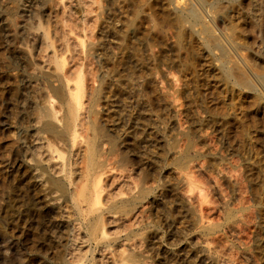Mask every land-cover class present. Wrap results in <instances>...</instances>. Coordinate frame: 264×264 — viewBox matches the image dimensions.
Segmentation results:
<instances>
[{
	"label": "rangeland",
	"instance_id": "1",
	"mask_svg": "<svg viewBox=\"0 0 264 264\" xmlns=\"http://www.w3.org/2000/svg\"><path fill=\"white\" fill-rule=\"evenodd\" d=\"M70 2L0 0V264H66L71 257L69 253L76 246L71 247L75 243L67 234L71 224L84 222L68 191L69 174L73 179L72 173L84 166L81 160H74L73 154L80 150L79 146L84 154L87 141L97 143L94 162L96 168H101L93 167L96 170L92 172L99 177L93 174L92 180L100 183L97 185L102 192L104 189L103 194L109 191L114 174L123 173L136 185L133 210L129 209V214L126 210L122 214L116 212L125 225L128 222L127 231L122 227L120 231L125 232L117 233L104 223L107 240L112 237L110 240L114 241L113 249L121 250V244L126 245L127 260L143 257L148 264H224L225 260L228 264H264V0H142L138 10L147 15L140 26L146 29L142 26V33L132 36L133 44L124 37L133 16L121 0H94L97 25L92 24L96 26L91 28L93 34L86 30L90 36L86 42L94 37V51L89 42L83 45V57L90 58L94 62L91 68H96L91 69L92 77L83 69V73L73 70L68 56L58 59L59 63L64 61V69L49 62L58 48L56 33L68 31L72 25L65 16ZM71 10L75 16L76 9ZM177 17L186 19H181V24L188 28L187 32L175 27ZM148 28L151 32L143 35ZM170 31L174 33L172 39L168 38L170 42L180 43L179 57L166 49L164 44L169 40H162V33ZM33 32L46 34V51L33 41ZM173 35H178L177 39ZM125 45L132 61L141 60L137 61L139 64L129 62L124 71L111 74L108 67H112L115 53ZM157 52L161 58L152 55ZM76 77L86 79L81 100L86 111L91 108L84 121L87 129L83 125L84 134L80 131V137L77 135L84 148L80 143L77 146L78 142L72 145V132L68 131L73 126L68 108L75 101L66 85L69 82L75 86ZM171 81L174 91L168 87ZM96 88L97 99L91 101L90 89ZM84 103L92 105L86 108ZM37 117H41L38 124L34 122ZM184 132L190 134L192 142L185 139ZM37 134L57 150L54 160L64 162L66 175L70 169L68 177H59L63 182L51 178L46 166L37 156L33 157ZM189 143L190 149H203L200 155L186 153ZM197 163L206 164L207 168L203 165V170L193 171ZM192 172L197 176H192ZM40 173L46 176L45 182L35 179ZM82 180L81 185L77 183L79 186ZM90 183L91 187L95 184ZM45 188L57 191L58 206H67L71 223L58 206L49 205L50 195ZM185 193L188 197L194 195L188 199ZM239 193H244L243 203ZM141 194L146 198L143 196L142 200ZM83 225L77 243L84 242V263L90 264L98 258V252L96 244L88 241L87 226ZM118 236L120 239L115 238ZM139 248L143 255L137 252ZM133 252L139 254L135 256ZM208 256L214 263L206 261Z\"/></svg>",
	"mask_w": 264,
	"mask_h": 264
},
{
	"label": "bare ground",
	"instance_id": "2",
	"mask_svg": "<svg viewBox=\"0 0 264 264\" xmlns=\"http://www.w3.org/2000/svg\"><path fill=\"white\" fill-rule=\"evenodd\" d=\"M71 2H70V7L71 8H75L76 9V11L74 12V14H75V16H73V12H72V10H71V8H70V11L68 10L67 12H65L66 13V17L68 18V19H70L71 21H72V25L71 26H69V30L67 31V29H64V30H59V32H57L56 34V42H58V46H56V47H58L56 50H54V52H53V54L50 56V59H49V62L50 63H52L53 61L56 63V67H58V65L60 64L61 66H60V68H63L64 69V67H62V64H63V62H61V63H59V61H58V59L59 58H61V56L62 55H64V56H68V58L71 60V61H69V62H71V63H68V64H71V67H72V69L73 70H75V71H78L79 69L81 70H79V72L80 73H83V71H82V69L85 71V73H87L88 75L90 74V73H92V70L91 69H93L94 70V68H91L92 66H93V63H92V61H90V58H87V60L83 57L84 55H83V45H84V47H85V42H86V38H90V36H88V34H87V31H91L90 33H92L93 31L91 30V28L92 29H94L96 26H94V25H97V24H95L94 22H97L96 20H97V17H99V16H96L94 13H93V1L94 0H70ZM121 2H122V4H123V6L125 7V9L126 10H128L130 13H131V15L130 16H133V17H130V18H132V21H131V23H130V26H128L127 28H126V31L124 30V37H125V40L128 42V43H131V44H133V42L131 41V39H132V36H137V35H140L142 32H141V27L143 26V25H141L140 26V24H142V21H143V23H144V20L143 19H145L146 18V15L144 14V13H141L140 12V10H138L139 8V3H141L142 2V0H121ZM139 5V6H138ZM69 8V7H68ZM189 8V7H188ZM197 8V7H196ZM64 11V10H63ZM169 12V11H168ZM190 12V11H189ZM77 13V14H76ZM176 14V13H175ZM182 14V13H181ZM187 14H188V11H187ZM35 15V14H34ZM149 15V14H148ZM181 16V15H180ZM166 17H168V16H166ZM165 17V18H166ZM183 17H185L184 15H183ZM183 17L182 18H180V17H177V18H175V20H176V22H175V27L176 26H178L179 27V29L178 30H180V31H182L183 33H184V30H186V32L188 31V28H186V26H185V28H184V25L183 24H181V22L183 21V20H186V19H183ZM163 18V17H162ZM181 19H183L182 21H181ZM64 20V19H63ZM216 20V19H215ZM70 21V22H71ZM146 21H148V20H146ZM164 21V20H163ZM169 21V20H168ZM185 22V21H184ZM62 23H63V21H62ZM61 23V24H62ZM68 23V22H67ZM151 23V22H150ZM171 23V22H170ZM191 23H193V22H191ZM196 23V22H195ZM66 24V23H65ZM92 24H94V25H92ZM173 24V23H172ZM177 24V25H176ZM184 24H186V23H184ZM194 24V23H193ZM67 25H69V24H67ZM170 25V24H169ZM195 25V24H194ZM222 25V24H221ZM64 26H66V25H64ZM63 26V27H64ZM127 26V25H126ZM152 26V25H151ZM158 26V25H157ZM170 26H172V25H170ZM204 26V25H203ZM60 27H62V26H60ZM144 27V26H143ZM147 27H149L150 28V25H149V23H148V26ZM156 27V26H155ZM217 27V26H216ZM65 28V27H64ZM104 28H105V26H104ZM145 28V27H144ZM148 28V29H149ZM152 28V27H151ZM150 28V29H151ZM177 28V27H176ZM63 29V28H62ZM88 29V30H87ZM146 29V28H145ZM149 29V31H145V32H147V34H145V32L143 31V35H148V32H151V30ZM171 29V28H170ZM87 30V31H86ZM154 30V32H155V30H156V28L155 29H153ZM164 30V29H163ZM223 30V29H222ZM158 32H159V30H157ZM173 31H175V30H173ZM70 32H73V34L74 35H71L72 33H70ZM141 32V33H140ZM162 32V31H161ZM160 32V33H161ZM164 32H166V30L164 31ZM176 32V31H175ZM182 32H177L178 34L180 33V35H181V33ZM89 33V32H88ZM168 33H170V36H169V34ZM171 33H173L172 31H170V32H167V33H162V40L164 41H167L168 42V40H169V42L168 43H166L165 42V46H166V49H169L171 52H173V53H175L178 57H179V55H180V52L179 51H181L180 49V47H179V45H180V43H177L176 41H171L170 42V39H168V38H171ZM182 33V34H183ZM93 34V33H92ZM92 34H91V36H92ZM174 34V33H173ZM90 35V34H89ZM96 35V34H95ZM142 35V36H143ZM158 35H161V34H158ZM31 36H32V39H33V41L34 42H37V43H39V45H40V48L44 51H46L47 50V47L46 46H44L45 45V40H46V34L44 33V32H33V33H31ZM142 36H139V38H141ZM151 36V35H150ZM174 36V35H173ZM177 37H178V35H176ZM176 36H174V38L175 39H177V37ZM182 36V35H181ZM183 36H184V34H183ZM93 37V36H92ZM145 37V36H144ZM143 37V38H144ZM149 37V36H148ZM154 37V36H153ZM158 37V36H157ZM94 38V37H93ZM93 38H92V40L90 39V41H88V42H86V43H88L89 45V47L91 48V47H93V45H94V40H93ZM96 38V37H95ZM135 38V37H134ZM146 38V37H145ZM120 39V38H119ZM138 39V38H137ZM148 39V38H147ZM158 39V38H157ZM159 39H161V37L159 38ZM158 39V40H159ZM172 39V38H171ZM143 40V39H142ZM179 40V39H178ZM155 41V40H154ZM123 42V41H122ZM159 42H160V40H159ZM136 43V42H135ZM147 43H148V41H147ZM163 43V42H162ZM126 44V43H125ZM148 46V45H147ZM95 48V47H94ZM94 48L92 49L93 51H94ZM126 45H125V48L123 47V46H121V48H119V51L118 52H116L115 53V57H114V62H113V60H112V64H111V66L112 67H108V68H111L110 69V71L112 72H110L109 70V72L111 73V74H114V73H118V72H120V71H124V69H126L125 67H127L128 68V66H127V64L130 62V64H133V63H138L139 62V60H141V59H139V60H135V61H132L131 60V56L129 57V51L127 52V50H126ZM154 48V47H153ZM180 48V49H179ZM90 49V50H91ZM89 50V49H88ZM89 50V51H90ZM86 51V50H85ZM97 51H98V49H97ZM168 51V50H167ZM185 51V50H184ZM91 52V51H90ZM135 52V51H134ZM84 54H85V52H84ZM92 54H94L93 52H92ZM92 54H91V56H92ZM139 55V54H138ZM152 55L154 56V57H157V56H159L160 57V53H152ZM168 55V54H167ZM201 55V54H200ZM152 56V57H153ZM176 56V57H177ZM181 56V55H180ZM88 57V56H87ZM90 57V56H89ZM136 57V56H135ZM141 57V56H140ZM64 58V57H63ZM161 58V57H160ZM159 58V59H160ZM69 59H66V60H69ZM89 59V60H88ZM95 59V58H94ZM99 59V58H98ZM153 59H155V58H153ZM156 59H158V58H156ZM158 59V60H159ZM61 60H64V59H62L61 58ZM109 60V59H108ZM103 61V60H102ZM138 61V62H137ZM181 61H183V60H181ZM139 64V63H138ZM137 64V65H138ZM154 64V63H153ZM129 65V64H128ZM135 65V64H134ZM183 65V64H182ZM136 66V65H135ZM56 69V68H55ZM63 69H60L61 71L63 70ZM68 69V68H67ZM67 69H65V70H67ZM71 69V70H72ZM96 69V68H95ZM64 70V71H65ZM75 71H73V72H75ZM163 71V70H162ZM70 72H72V71H70ZM78 72V73H79ZM127 72V71H126ZM129 72V71H128ZM76 73V72H75ZM85 73H84V76L83 75H80L81 77L83 76L84 78H85ZM95 73V72H94ZM122 73V72H121ZM87 74H86V76H87ZM111 74H109V75H111ZM74 75V74H73ZM78 75V74H77ZM76 75V76H77ZM79 76V75H78ZM90 76L92 77L93 75L92 74H90ZM95 76V75H94ZM108 76V75H107ZM135 76V75H134ZM65 77H67V76H65ZM78 78V77H76V78H78V79H76L77 80V83H76V85L74 86V85H71V84H69V82L68 81H70L69 79H67L66 81L68 82L67 83V87H68V89H69V91H70V95L72 96V101H75L73 104H71L70 105V107L68 108V109H70L69 111V113H70V119H71V121H72V128L70 129V130H68V131H71L70 133H71V135H72V142H73V144L72 145H76L77 144V142L78 141H80V140H77V135H79V137H80V133L83 131L82 130V128L84 127L83 125H85V128L87 129V125L84 123V121H86L87 120V112L89 111L88 109L90 108H88L87 107V105L88 104H91V103H93V102H91V103H87V105L84 103V105H86L85 107L86 108H88L87 109V111H86V109H84V106H83V100H81V99H83V98H81L82 96L81 95H83L84 94V96H85V93H83V91H85V90H83V89H85L84 87H86L85 85H84V83L86 82H83L84 80H86V79H84L83 81L81 80L82 78ZM89 77V76H88ZM88 77H86L87 79H88ZM91 77H89V78H91ZM70 78V77H69ZM66 79V78H65ZM91 79H94V78H91ZM90 79V80H91ZM75 79H73V81H74ZM89 80V79H88ZM134 80V79H133ZM65 81V82H66ZM92 81V80H91ZM89 82V81H88ZM96 82V81H95ZM70 83H74V82H70ZM174 83V82H173ZM86 84H87V82H86ZM91 84V83H90ZM176 85V84H175ZM179 85V84H178ZM181 85V84H180ZM84 86V87H83ZM92 86V85H91ZM145 86V85H144ZM182 86V85H181ZM88 87V86H87ZM101 87V86H100ZM100 87L98 88V89H100ZM149 87H150V85H149ZM168 87H173V91H174V86H173V84H172V81H171V83L169 84V86ZM175 87H177V86H175ZM67 89V90H68ZM88 89V88H87ZM86 89V90H87ZM145 89H148V87L146 88L145 87ZM164 89V88H163ZM163 89H161L162 90V92H164V90ZM83 90V91H82ZM91 91H90V95H88V96H90V98L88 97V100L90 99L91 101H93V99H94V97H95V95L97 94V88L96 89H90ZM101 90V89H100ZM152 90V89H151ZM154 90V89H153ZM160 90V91H161ZM177 90V89H176ZM181 90V89H180ZM69 91H68V93H69ZM156 91V90H155ZM99 92V91H98ZM140 92H142L141 90H140ZM152 92V91H151ZM150 91H149V93H151ZM81 93H83V94H81ZM178 93V92H177ZM152 94V93H151ZM154 94H155V92H154ZM69 95V96H70ZM98 95V94H97ZM148 95V94H147ZM156 95V94H155ZM159 95V94H158ZM107 96V95H106ZM152 97H153V95H152ZM96 98V97H95ZM97 99V98H96ZM148 100V99H147ZM81 101H82V103H81ZM110 101V100H109ZM69 102H71V101H69ZM87 102H89V101H87ZM95 102V101H94ZM150 102V101H149ZM45 103H47V102H45ZM98 104V103H97ZM97 104H96V106H97ZM45 105V104H44ZM69 105V104H68ZM92 105V104H91ZM172 105V104H171ZM46 106H48V105H46ZM91 107H93L94 108V106H91ZM176 107V106H175ZM52 108V107H51ZM96 108V107H95ZM48 109H50V107L48 106ZM47 109V110H48ZM91 109V108H90ZM176 109H177V107H176ZM179 109V108H178ZM93 111V110H92ZM172 111H175V113L176 114H179V111H177V110H172ZM184 111V110H183ZM36 112V111H35ZM45 113V112H44ZM47 113V112H46ZM52 113V112H51ZM51 113H49V115L48 116H52V114ZM87 113V114H86ZM51 114V115H50ZM55 114V113H54ZM180 114H182L181 113V109H180ZM89 115V114H88ZM92 115V114H91ZM95 116H97V115H95ZM180 116V115H179ZM35 117V116H34ZM177 117H178V115H177ZM39 118H41V117H37L35 120H34V122L36 123V124H38V121L40 122V119ZM52 118V117H51ZM39 119V120H38ZM54 119V118H53ZM55 119H56V117H55ZM42 121V120H41ZM197 122V121H196ZM68 123H69V121H68ZM87 123V122H86ZM52 124V123H51ZM70 124H71V122H70ZM56 125V124H55ZM69 125V124H68ZM67 125V126H68ZM91 125V124H90ZM70 127V126H69ZM68 127V128H69ZM57 128V127H56ZM67 128V127H66ZM94 128V127H93ZM84 129V128H83ZM49 130V129H48ZM82 130V131H81ZM85 130V129H84ZM90 130V129H89ZM185 130V129H184ZM188 130V129H187ZM54 131V130H53ZM67 131V132H68ZM81 131V132H80ZM80 132V133H79ZM187 132H189V131H187ZM50 133V132H49ZM59 133V132H58ZM79 133V134H78ZM88 133V132H87ZM86 133V134H87ZM135 133V132H134ZM185 133V132H184ZM183 133V134H184ZM84 134V132H82V135ZM96 134V133H95ZM188 134V133H187ZM185 135H186V133H185ZM41 136V135H40ZM39 136V134H37V135H35V137H34V140H33V145H32V147H33V151L35 152V154H32V155H34L33 157H36V158H38L39 160H40V162L43 164V165H45L46 167L45 168H47L48 170H49V172H50V174H51V178H52V176L53 177H56L57 179L60 177H62V176H64V175H66L65 173H67V169H66V165H64L63 163L64 162H59V161H55L54 159V153L57 151H55V150H53V148H52V146H48V145H46V143H44V139H42L41 137ZM70 136V135H69ZM86 136V135H85ZM88 136V135H87ZM86 136V137H87ZM187 136V135H186ZM185 136V139L186 138H188V136H190V134H188V136L186 137ZM203 136V135H202ZM83 137V136H82ZM89 137H90V135H89ZM95 138V137H94ZM184 138V137H183ZM79 139V138H78ZM87 139V138H86ZM85 139V140H86ZM188 139H190V138H188ZM188 139H186V140H188ZM204 139V138H203ZM44 140V141H43ZM84 140V139H83ZM88 140H90L89 138H88ZM92 140L93 139H91V141L90 142H92ZM95 140V139H94ZM191 140V139H190ZM204 140H206V139H204ZM193 140H191V142H192ZM71 142V143H72ZM88 143H86V144H88L87 146V150H85V153L83 154V153H81L80 152V150L82 151V149L80 148V146H79V151L78 152H76L75 154H73L74 156H75V159L74 160H77V161H79V160H81L83 163H84V166L82 165L83 163L81 162V164L80 165H82L83 167H80L81 168V170L80 171H76V172H74V173H72V174H74L73 176V179H72V175L71 174H69V172L71 173V171H70V169H69V172H68V174H69V176H70V182H68L69 184V188L67 187V186H65V187H67L68 188V191H69V193H70V195H71V198H75V199H72V200H74V201H76V203H77V205H76V203H75V205L77 206L76 208H78V210H79V215L81 216L80 218H82V221L86 224V228H87V233H89L88 234V241H90V243L91 242H94L95 244V246H94V248L97 250V254H98V258L97 259H94L91 263L93 264V263H95V264H123L124 262H127V264H148L147 263V261H146V258H145V260L144 259H142L143 257H141L140 259L138 258V259H136V257L134 258H132V256L130 255V258H132L133 260H127L126 259V257H124V252L126 251V245L123 243V244H121V250L120 249H118V248H115V249H113V244H114V241H111L110 239L112 238H110V239H108L107 240V238H109V236L107 237L106 236V232H105V227H104V223H107V224H109L112 228H113V230H117L116 232L118 233V232H121L122 233V231H124L125 232V230H122V231H120V229L122 228V227H124L123 229H126L125 227H126V225L128 224V222H127V224L125 225V223H124V221H123V219L121 218V216H119V215H117V213L116 212H118V213H121V212H123V211H127L126 212V214H129L128 213V210L129 209H131V207H133V205H134V203L136 202V200H137V197L135 196V190H136V185L134 184V182L133 181H131L132 179H130V177L129 176H127V175H124L123 173L122 174H114V175H112V177H111V181H112V183H111V186H110V189H109V191L108 192H106L105 194H103V192H104V189H103V192L101 191V189L99 188V186L97 185V184H100V183H96V179L95 180H92V177H93V172L98 168H96V165H95V162H94V160H96V156H95V154H96V148H94V146H96V145H94V141H93V143L91 144V143H89V141H87ZM79 143L80 142H78V144H77V146L79 145ZM186 143V142H185ZM188 143V142H187ZM206 143H207V141H206ZM82 144H84V142L82 141ZM95 144H97V143H95ZM99 144H101V143H99ZM112 144V143H111ZM80 145H81V143H80ZM190 143L188 144V148L186 149L187 150V154L188 155H192V156H194V155H197V154H199L200 155V153H201V150H203V149H200V150H194V149H190L191 147H190ZM76 146V147H77ZM82 146V145H81ZM182 146V145H181ZM193 146V145H192ZM206 146V145H205ZM73 147V146H72ZM75 147V146H74ZM83 147V146H82ZM78 148V147H77ZM84 148V147H83ZM99 148V147H98ZM180 148V147H179ZM184 148H186V147H184ZM56 149V148H55ZM85 149H86V146H85ZM100 149V148H99ZM182 149V148H181ZM95 150V151H94ZM177 150V149H176ZM183 150V149H182ZM185 150V149H184ZM209 150V149H208ZM84 151V150H83ZM100 151V150H99ZM105 151V150H104ZM181 152V151H180ZM205 152H206V150H205ZM57 153V152H56ZM74 153V152H73ZM184 153V152H183ZM61 154V153H60ZM81 154H83V155H81ZM101 154V153H100ZM203 154V153H202ZM32 155H31V159L33 158L32 157ZM59 155V154H58ZM103 155V154H102ZM185 155V154H184ZM73 156V157H74ZM178 156V155H177ZM186 156V155H185ZM191 156V158H193ZM60 157H61V155H60ZM111 157V156H110ZM189 158H190V156H188ZM109 158V157H108ZM188 158V159H189ZM195 158V157H194ZM34 159V158H33ZM38 159H36V160H38ZM73 160V161H74ZM106 160V159H105ZM109 160V159H108ZM107 160V161H108ZM177 160V159H176ZM71 161V160H70ZM98 161V160H97ZM110 161V160H109ZM180 162L182 161V159L181 160H179ZM178 161V162H179ZM38 162V161H37ZM74 162H76V161H74ZM112 162V161H111ZM183 162H184V160H183ZM188 162V161H187ZM191 162V161H190ZM101 163V162H100ZM102 163H104V162H102ZM193 163H195L196 164V162H193ZM39 164V163H38ZM73 164V163H72ZM71 164V165H72ZM74 164H76V163H74ZM73 164V165H74ZM96 164H97V162H96ZM198 165H195L193 168H191V169H193V171H201V170H203V165H204V167H205V165L206 164H203V163H201L202 165H200L199 163H197ZM72 165V166H73ZM77 165H78V163H77ZM76 165V166H77ZM79 165V166H80ZM95 165V166H94ZM112 165V164H111ZM68 166V165H67ZM75 166V165H74ZM93 167H95V168H93ZM100 167V166H99ZM105 167H106V164H105ZM105 167H103V168H105ZM44 168V169H45ZM68 168V167H67ZM101 168V167H100ZM100 168H98V169H100ZM181 168V167H180ZM186 168V167H185ZM205 168H207V167H205ZM94 169V170H93ZM183 169V168H182ZM190 169V171H192ZM48 170H46L47 172H48ZM71 170H77L76 168L75 169H71ZM103 170V169H102ZM93 171V172H92ZM106 171V170H105ZM49 172H48V176H50L49 175ZM98 172H99V170H98ZM111 172V171H110ZM207 172V171H206ZM38 173V172H37ZM76 173V174H75ZM100 173V172H99ZM187 173H188V170H187ZM47 174V173H46ZM67 174V175H68ZM193 174V172L191 173V175ZM195 174H197V173H195ZM198 174H199V172H198ZM36 175V174H35ZM35 175H34V177H35ZM66 175V176H67ZM75 175H77L76 177H75ZM96 177L99 175L98 173H97V175H96V172H95V174H94ZM104 175V174H103ZM109 175V174H108ZM188 175H190V173H188ZM187 175V176H188ZM47 176V177H48ZM95 176H94V178H95ZM180 176V175H179ZM192 176H197V175H192ZM43 175L40 173V175L38 174V175H36V178L35 179H37V181L39 182V183H42V182H45L44 181V179H45V177H44V179H43ZM68 177V176H67ZM99 177V176H98ZM107 177V176H106ZM191 177V176H190ZM189 177V178H190ZM234 177V176H233ZM50 178V179H51ZM56 178H53V182H54V180L56 179ZM59 178V179H60ZM63 178V177H62ZM78 178V179H77ZM90 178H91V181H90ZM184 178H185V176H184ZM194 178V177H193ZM192 178V179H193ZM235 178V177H234ZM64 179V178H63ZM67 179H69V178H67ZM77 179V180H76ZM80 179H83L82 181H83V184H82V186H79V184H77L79 181H80ZM101 179H103V178H101ZM195 179V178H194ZM236 179V178H235ZM134 180V179H133ZM185 180V179H184ZM241 180V179H240ZM51 181V180H50ZM49 181V182H50ZM60 181H62L63 182V180H61L60 179ZM92 181H94V183L95 184H93V186L91 187L90 186V182H92ZM137 181V180H136ZM233 181V180H232ZM236 181V180H235ZM47 182V181H46ZM53 182H51V183H49V184H53ZM62 182H60V183H62ZM186 182H187V180H186ZM192 182V180H190L189 179V183H191ZM239 181H236V183H238ZM54 183H57V182H54ZM59 182H58V184H60ZM80 183V182H79ZM82 183V182H81ZM81 183H80V185H81ZM85 183V184H84ZM107 183H108V181H107ZM188 183V182H187ZM186 183V184H187ZM57 184V185H58ZM64 184V183H63ZM143 184V183H142ZM192 185L194 184V182L193 183H191ZM42 186H44V187H46L45 185H43V184H41ZM48 185V184H47ZM64 185H66V183L64 184ZM107 185V184H106ZM217 185V184H216ZM55 186V185H54ZM107 186H109V185H107ZM151 186V185H150ZM186 186V185H185ZM236 186H238V185H236ZM48 188L47 189H54L53 187L52 188H49V186H47ZM51 187V186H50ZM59 187L62 189V185L60 186L59 185ZM90 187H91V189H90ZM101 187H103V186H101ZM104 187H106V186H104ZM193 187V186H192ZM59 188V189H60ZM67 188H65V190L67 189ZM149 188V187H148ZM188 188V190H189V186L187 187ZM190 188H191V185H190ZM216 188V187H215ZM214 188V189H215ZM240 188H242V187H240L239 186V190H240ZM43 189V188H42ZM47 189L45 188V192L47 191ZM64 189V188H63ZM144 189V188H143ZM143 189H140V191L141 190H143ZM150 189V188H149ZM148 189V190H149ZM192 189V188H191ZM52 190H48L47 192L49 193H47L48 195H50V198H49V205L50 206H53V207H57L58 206V204H59V195H57L58 193H57V191L55 192V190L54 191H52ZM145 190V189H144ZM146 190H147V188H146ZM218 190V189H217ZM139 191V190H138ZM194 191V190H193ZM241 191V190H240ZM242 191H243V189H242ZM241 191V192H242ZM144 192V194H145V192L146 191H143ZM142 192V193H143ZM191 192H192V190H191ZM190 192V193H191ZM195 192H197V191H195ZM217 192V191H216ZM240 192V193H241ZM139 193V192H138ZM137 192H136V194H138ZM198 193V192H197ZM238 194L239 196H238V198L240 197V201L243 203L244 202V200L243 199H245V198H243V195H244V193L241 195V194ZM147 194H148V192H147ZM146 194V195H147ZM186 194V193H185ZM184 194V196H186L188 199L191 197V196H193L194 194L192 193L191 194V196L190 197H188L187 196V194L185 195ZM222 194V193H221ZM62 195V194H61ZM60 195V196H61ZM139 195H140V193H139ZM143 196L145 197V195H142L141 194V199L143 200ZM182 196H183V194H182ZM183 196V197H184ZM198 196L200 197V199H201V196H200V193L198 194ZM199 197H197V198H199ZM202 197H203V194H202ZM226 197V196H225ZM146 198V197H145ZM185 199V198H184ZM103 200V201H102ZM191 200V199H190ZM189 200V201H190ZM186 201V200H185ZM246 201V200H245ZM247 202V201H246ZM103 203V204H102ZM138 203V202H137ZM101 204L103 205V206H101ZM240 204V203H239ZM74 205V206H75ZM143 205V204H142ZM243 205H245V204H243ZM62 206V205H61ZM67 207V206H66ZM65 207V208H66ZM144 207V206H143ZM247 207V205L245 206V208ZM59 210H60V212H61V214L63 215V217L64 218H66V220H67V222H70V219H69V217H67L68 216V214L66 215V213H67V210H65V208H61V207H57ZM54 209V208H53ZM57 209V210H58ZM197 209V208H196ZM247 209V208H246ZM245 209V210H246ZM57 210H55V211H57ZM122 210V211H121ZM131 210H133V209H131ZM244 211V210H243ZM70 212V210H68V213ZM58 213V212H57ZM116 213V214H115ZM132 213H133V211H132ZM122 214V213H121ZM136 214V213H135ZM62 215H61V217H62ZM70 215V214H69ZM72 215V214H71ZM79 215H78V217H79ZM124 216H126V215H124ZM135 216H137V215H135ZM72 219V218H71ZM78 219V218H77ZM137 219V218H136ZM127 220V219H126ZM138 220V219H137ZM141 220V219H140ZM62 221V220H61ZM78 221V220H77ZM80 221V220H79ZM82 222V223H83ZM134 222V221H133ZM136 223H137V221H135ZM223 222V221H222ZM61 223H64L63 221L61 222ZM66 223V222H65ZM71 223V222H70ZM83 223V224H84ZM135 223V224H136ZM67 224H69V223H67ZM82 224V225H83ZM82 225H80V223H76V224H71V230L69 231V234H67L69 237H71V239H70V241H72V243L74 244L73 246H71L72 248L73 247H75L74 248V250H72L71 251V253H69V255H71V257H69L67 260H66V264H86V263H84V259H83V256H84V254H82L83 252H82V248H84L83 247V244H84V242H79V243H77L79 240H80V237H79V232H80V230H82L81 229V226ZM214 225V224H213ZM84 226V225H83ZM82 226V227H83ZM211 226V225H210ZM127 228H128V226H127ZM109 229H110V227H109ZM110 230H112V229H110ZM242 230V229H241ZM109 231V230H108ZM126 231H127V229H126ZM52 232V231H51ZM113 232V231H112ZM115 232V231H114ZM113 232V233H114ZM64 233V232H63ZM66 233V232H65ZM83 232H81V234H82ZM128 233V232H127ZM130 234H131V232H130ZM134 234V233H133ZM62 235V234H61ZM86 236H87V234H85ZM107 235H109V234H107ZM113 235V234H112ZM65 236H66V234H65ZM130 236V235H129ZM67 237V236H66ZM119 237V236H118ZM122 237V236H121ZM125 237H127V236H125ZM62 238V237H61ZM116 239H120V237L119 238H117V237H115ZM130 238V237H129ZM68 239V238H67ZM74 241V242H73ZM123 241V240H122ZM87 242V241H86ZM124 242V241H123ZM224 242V241H223ZM71 243V242H70ZM88 243V242H87ZM205 243V242H204ZM132 244V243H131ZM206 244V243H205ZM232 244V243H231ZM118 245V244H117ZM92 246V245H91ZM120 246V245H119ZM115 247H116V245H115ZM245 247V246H244ZM90 248H92V247H90ZM70 249V248H69ZM118 249V250H117ZM142 248H139L138 249V251L137 252H139L140 253V255H143V253H142V250H141ZM71 250V249H70ZM95 250V251H96ZM137 250V249H136ZM87 251V250H86ZM85 252V251H84ZM89 252L91 253V251L89 250ZM93 252H94V249H93ZM136 252V251H135ZM87 253V252H86ZM95 253V252H94ZM134 253V252H133ZM139 253H136V254H139ZM135 253L133 254V255H135V256H137ZM209 254V253H208ZM207 255V254H206ZM205 255V256H206ZM67 256V255H66ZM88 256V255H87ZM96 256V255H95ZM139 256V255H138ZM92 257H94L93 256V254H92ZM216 257V256H215ZM214 257V258H215ZM221 257V256H220ZM220 257L218 258L220 261H221V259H220ZM67 258V257H66ZM129 258V257H128ZM222 258V257H221ZM223 258H224V256H223ZM222 258V259H223ZM206 259V261L207 262H212L213 260H212V258L210 257V256H208L207 258H205ZM217 259V258H216ZM85 260H88L87 258L85 259ZM224 260V259H223ZM222 260V261H223ZM232 260V259H231ZM89 262L91 261L90 260V258H89V260H88ZM217 261V260H216ZM219 261V262H220ZM86 262V261H85ZM88 262V263H89ZM90 263V264H91ZM213 263H214V261H213ZM216 263V262H215ZM228 264V261L226 262V260L224 261V264ZM210 264V263H209ZM220 264V263H219ZM221 264H223L222 262H221Z\"/></svg>",
	"mask_w": 264,
	"mask_h": 264
}]
</instances>
